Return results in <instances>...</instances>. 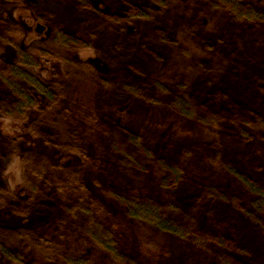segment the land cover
I'll use <instances>...</instances> for the list:
<instances>
[{
    "label": "trees",
    "instance_id": "1",
    "mask_svg": "<svg viewBox=\"0 0 264 264\" xmlns=\"http://www.w3.org/2000/svg\"><path fill=\"white\" fill-rule=\"evenodd\" d=\"M15 5L50 33L25 43L20 25L0 19V115L25 120L32 109L62 110L29 126L56 156L79 153L82 138L103 125L104 153L89 162L106 158L151 189L114 192L91 173L94 166L52 165L45 151L0 134V214L27 217L41 206L57 231L79 221L92 248L64 251L0 221V264H99L98 255L100 264H264V157L254 148L264 142V0H0V8ZM82 48L96 49L106 71L73 59ZM41 59H60L68 78L94 85L114 110L90 111L74 124L77 114L66 115L63 102L59 108L63 85L35 71ZM171 61L172 77L155 73ZM137 111L157 116L155 138L128 127ZM186 128L199 140L173 146ZM16 156L25 197L11 194L4 177ZM69 183L78 196L53 203V190ZM114 213L144 225L153 239L146 246L163 256L146 260L126 250Z\"/></svg>",
    "mask_w": 264,
    "mask_h": 264
},
{
    "label": "rangeland",
    "instance_id": "2",
    "mask_svg": "<svg viewBox=\"0 0 264 264\" xmlns=\"http://www.w3.org/2000/svg\"><path fill=\"white\" fill-rule=\"evenodd\" d=\"M0 19L8 20L13 24L20 25L23 33V41L25 43L32 42L35 39L48 36L50 33V27L48 24L43 21L38 20L37 16L31 11L28 7L15 5L8 8H0ZM37 23H40L44 26V30L41 33L35 31V26ZM145 23V22H144ZM130 24V23H129ZM146 24V23H145ZM125 31H131L130 25L126 27ZM4 54V52H2ZM7 54L10 55L7 51ZM6 55V54H4ZM73 59L77 61L86 62L90 65L96 67V69L101 71H106V68L103 65H99L97 60V51L96 49H86L82 48L73 53ZM174 62L171 61L165 66L163 70H155V73H160L166 77H172L174 73L173 69ZM43 78L47 80L59 81L63 85L65 90L63 96L61 97V106L63 102V108H65V114L72 117L74 124H77L78 119L84 117L87 113L94 112L96 114H103L106 112L113 111L114 106L111 105L109 100L100 98V96L95 92L96 87L91 85L87 81L73 80L68 78V74L65 71V68L60 59H41L38 61V65L35 69ZM62 110L52 113H41V111L32 109L28 112V118L25 120H16L6 116L0 115V134L14 138L18 143L19 147L30 150H43L50 157V162L53 165L54 162L61 164L77 166L71 170H81L84 165L86 169L90 172L94 166V173L92 174L97 176L110 189L114 192L127 194L128 192L140 193L146 191L149 188L147 180L137 179L135 177L129 176L123 170L117 168L112 162L107 161L106 158L98 159L101 163H95L94 165L89 162L87 156H98L99 153L104 151V145L107 141L105 136L106 129L103 125H100L94 132V134H86L85 139L81 140L78 143L80 148L79 153L72 156H56L54 149L40 140L34 138L30 131V123L34 119H43L50 118L54 113H62ZM77 117V118H76ZM129 122L128 127L130 129H138L143 134L148 137L155 138L157 136V131L153 128L152 123L156 124L158 120L157 116L137 111L128 116ZM60 131H65L66 126L60 125L58 127ZM199 137L197 133L191 128L184 129V133L179 134L178 136H173L171 138V143L173 146L184 145L186 142L198 141ZM258 154L264 157V142L256 143L254 146ZM104 153V152H103ZM21 158L19 156L13 157L8 166L4 171V177L6 179L7 185L11 194L17 195L20 197H25V189L23 182V174L21 172ZM54 174L56 173L58 177H64L65 172L62 169L52 168ZM49 172V171H48ZM62 173V174H58ZM74 186L70 183L68 188L62 192L58 190H53V203L59 201V198L76 197L78 196V191L72 189ZM74 190V191H73ZM45 209L41 206H34L33 210L28 214L27 217H18L8 218L0 214V221L10 223L13 226H16L19 230L30 231L32 236L35 238H46L55 241L60 244L64 251L69 252H91L90 247H85V241L81 238L80 232L76 230L77 227H81L79 221H75L74 225L67 224L62 231H57L52 227L53 222H49L48 214L44 213ZM55 211H52V218ZM44 213V215L42 214ZM117 221L121 222V227H114V233L118 237L122 245H124L126 250L141 253L143 254L144 259L150 258H161L163 255L160 252L153 251L146 246L147 241L153 240L152 235L148 229L141 224L135 223L130 220H123L120 218V215L113 214ZM48 217V219H46ZM104 223L108 227L115 226L112 220L106 221L104 218ZM69 227V228H67ZM74 229L71 231V229ZM53 229V230H52ZM156 240H154L155 242ZM157 242V241H156ZM90 248V249H88ZM93 257H96L98 254L96 251L92 254ZM165 259V258H162ZM103 256L98 255L96 257V263H102Z\"/></svg>",
    "mask_w": 264,
    "mask_h": 264
},
{
    "label": "water",
    "instance_id": "3",
    "mask_svg": "<svg viewBox=\"0 0 264 264\" xmlns=\"http://www.w3.org/2000/svg\"><path fill=\"white\" fill-rule=\"evenodd\" d=\"M44 30V26L40 23H37L35 26V31L41 33Z\"/></svg>",
    "mask_w": 264,
    "mask_h": 264
}]
</instances>
